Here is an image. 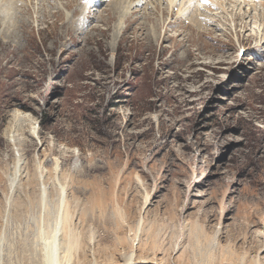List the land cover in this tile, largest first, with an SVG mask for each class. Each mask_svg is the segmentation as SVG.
I'll return each instance as SVG.
<instances>
[{"label":"rangeland","instance_id":"374dc122","mask_svg":"<svg viewBox=\"0 0 264 264\" xmlns=\"http://www.w3.org/2000/svg\"><path fill=\"white\" fill-rule=\"evenodd\" d=\"M67 1L0 16V264H44L46 242L62 264H264L262 16L221 0L193 33L166 0L109 23L103 0L83 28L100 44L55 46L40 11L69 21Z\"/></svg>","mask_w":264,"mask_h":264},{"label":"bare ground","instance_id":"6f19581e","mask_svg":"<svg viewBox=\"0 0 264 264\" xmlns=\"http://www.w3.org/2000/svg\"><path fill=\"white\" fill-rule=\"evenodd\" d=\"M23 1L24 0H0V16L2 15V17H3L2 22L5 23L6 21H4V20L7 18L8 19L7 22L9 24H11V23L15 24L16 22H13V20L15 19L16 15L13 16L14 15L13 11L16 10L15 8L17 7V5H19ZM28 1H30V0H27V4H28ZM101 1H103V0H96L95 3H94V0H92V1L91 0H68L66 3L67 7L73 8V13H74L73 18H71V20H69V21H64L65 14L61 10L54 11L53 14L40 11L39 17L41 18V21L48 22L49 19H53V22H52L53 26L52 27H55V32L53 35V37L56 39L55 46H58V44H60V43L62 44L67 37H69L71 39L72 44H78L81 39H84V41H86L87 43H96L97 42V44H100V41L96 36L91 35L89 32L85 33L83 28L86 24H87V26L89 24H91L92 19L95 18V16H96V14H95L96 12H94L93 16H91L92 19H90V15H87L88 10L92 6H95V8H96L98 3H100ZM166 1L169 5V7H168L169 11H168V8L167 9L162 8L163 12L169 14L170 10H172V11L176 12L177 14H179V16L173 17V13H171L172 19H175V20H170L169 25H173L176 22L183 23L184 21L188 20L190 23V27L193 28V29H190V30H192V32L195 31L196 29L200 30V28L202 26H204V24H209V23L211 24V21H214V18L213 19H211V18L207 19L205 17L202 18V15L199 13L201 8H209L212 11H214L215 8L216 9L220 8L223 12L226 9L224 6V2L230 3V6L232 7L233 12L236 10L235 20L242 22V24L245 23L246 24L245 27H247V28L249 27V25L245 21L246 18L257 19L258 16H262L261 20L263 21V29H264V0H223L224 2H222L221 0H205V1H203V3H201L200 0H166ZM152 2H153L152 0H147V5L151 6ZM160 2H161V0H159V3ZM110 3L112 6V9H111V13L109 12V14H110L109 19H107L106 17L101 18L102 22H104V23L105 22L109 23L110 19H112V16H116L118 14H125V13L129 12V10H131L132 7L140 6L143 3V0H112V2H110ZM201 4H202V7H201ZM243 7H247V9L245 10V9H243ZM239 10H240V12H239ZM242 10H245L246 12L242 14L241 13ZM96 11H97V9H96ZM15 12H17V11H15ZM253 12H254V14H253ZM133 13L134 12H132V14ZM213 14L217 15V13H213ZM247 14H248V16H247ZM131 17H133V16H131ZM29 18L23 17L21 19V21L16 20L17 24L13 28V31L10 34L7 32L9 34V36L17 37V35L20 33V31H22L21 33H25L26 31H28V29L30 28V19ZM128 20L129 19H126V21H128ZM60 21H63L61 30L59 29L60 27H58V24ZM132 22L133 21L129 20V25H127V29H129V27H131ZM120 24H121V21L119 22L118 26ZM8 27H9V25H8ZM45 28H43L40 31L42 36L45 37L44 39L48 38L47 35L51 37V33L53 32V31H51V33L49 35V33L48 34L45 33V31H47V30H45ZM127 29H126L125 33H124V30L122 31L121 39L119 40L121 44L129 42L128 36L126 35ZM120 30H121V28H120ZM206 31H207V29H206ZM148 32L151 35V40H153L155 35L150 33V32H152V30H150L148 28ZM81 33H85L86 35L82 38L79 35ZM263 35H264V32H263ZM25 36H24V38H25ZM156 37H157V39H159L162 37V34H159V37L158 36H156ZM163 38L166 39V36L164 35ZM117 44H119V42ZM6 45L9 46L8 42L6 43ZM6 45L4 44L5 47H6ZM7 48H9V47H6V49ZM148 48H152V43H150ZM8 50H5V51L8 52ZM100 52H101V50H100ZM144 53H145V45L142 44L141 49L139 51V54L137 55V59L140 58L141 56H143ZM21 114H19V112H16L15 116H13V117L15 118V120H18V122H19V120L24 121V122L29 121L27 116H25V115L22 116ZM36 132H37V127L35 126L34 131H32L34 136L36 135ZM13 138L14 137H12L10 135V139H9L10 143L13 142V140H14ZM129 256H130L129 264H140L139 261L136 260L135 254H132ZM43 257H44V264H62V262L58 258L57 245H55V244L51 245L49 242H46L44 244ZM64 264H67V263L65 262Z\"/></svg>","mask_w":264,"mask_h":264}]
</instances>
